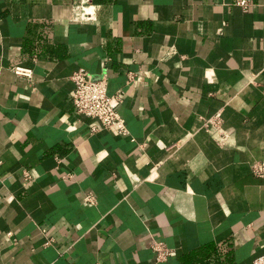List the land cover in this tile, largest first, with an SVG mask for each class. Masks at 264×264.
I'll return each mask as SVG.
<instances>
[{
  "label": "crops",
  "instance_id": "0c3cea01",
  "mask_svg": "<svg viewBox=\"0 0 264 264\" xmlns=\"http://www.w3.org/2000/svg\"><path fill=\"white\" fill-rule=\"evenodd\" d=\"M237 1L0 0V264L264 254V0ZM79 69L126 136L74 112Z\"/></svg>",
  "mask_w": 264,
  "mask_h": 264
},
{
  "label": "built area",
  "instance_id": "2783aa9c",
  "mask_svg": "<svg viewBox=\"0 0 264 264\" xmlns=\"http://www.w3.org/2000/svg\"><path fill=\"white\" fill-rule=\"evenodd\" d=\"M236 4L243 11H247L250 7L247 0H239ZM76 10L75 7L73 10L75 18L81 21L87 20L88 15L81 17L76 13ZM12 72L14 75L26 79H30L32 76V70L29 68L15 67L12 69ZM71 80L74 86L70 94L72 107L77 115L92 121L90 125L91 133L108 130L120 136L128 134L124 120L118 112V107L124 98L123 91L119 90L114 95H109L106 77L101 76L99 79H96L84 69H79L75 72ZM251 168L254 175L264 178V160L254 163ZM24 176L26 179L29 178L26 172ZM84 200L91 202L92 199L88 196ZM41 232L44 233V230H41ZM150 249L154 254L156 264L164 263L173 256V250L161 241H153ZM253 264H264V254L257 256L253 260Z\"/></svg>",
  "mask_w": 264,
  "mask_h": 264
},
{
  "label": "bare ground",
  "instance_id": "6f19581e",
  "mask_svg": "<svg viewBox=\"0 0 264 264\" xmlns=\"http://www.w3.org/2000/svg\"><path fill=\"white\" fill-rule=\"evenodd\" d=\"M78 1H79V3L77 5V7H78V9H80L82 11V7L84 5L83 3L86 2L87 0H78ZM87 15H88V13H87Z\"/></svg>",
  "mask_w": 264,
  "mask_h": 264
}]
</instances>
